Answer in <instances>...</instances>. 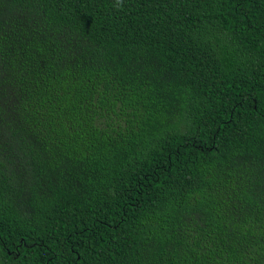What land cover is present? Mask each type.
I'll return each mask as SVG.
<instances>
[{
    "label": "trees",
    "instance_id": "1",
    "mask_svg": "<svg viewBox=\"0 0 264 264\" xmlns=\"http://www.w3.org/2000/svg\"><path fill=\"white\" fill-rule=\"evenodd\" d=\"M0 264H264V0H0Z\"/></svg>",
    "mask_w": 264,
    "mask_h": 264
}]
</instances>
